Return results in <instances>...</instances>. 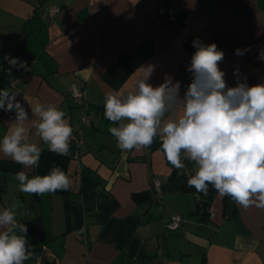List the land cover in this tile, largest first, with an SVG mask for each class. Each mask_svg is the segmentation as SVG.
<instances>
[{"label": "crops", "instance_id": "1", "mask_svg": "<svg viewBox=\"0 0 264 264\" xmlns=\"http://www.w3.org/2000/svg\"><path fill=\"white\" fill-rule=\"evenodd\" d=\"M194 38L225 53L220 68L229 87L237 86V69L249 86L264 83V62L257 59L264 0H0V89L17 93L28 111V142L48 150L31 112L38 105H56L73 128L69 199L21 192L16 173L33 178L36 167L0 154V211L17 203L19 222L41 220V236L27 240L42 264H264V208L243 207L212 185L207 195L198 193L187 184L196 165L184 160V169L174 168L157 138L146 149L121 151L109 132L118 125L105 118L106 96L135 93L141 66L155 65L154 87L166 75L181 81L183 96ZM245 48L244 56L235 55ZM6 54L30 71L7 75ZM74 84L87 90L89 126L80 120ZM14 122V113L0 110V139ZM172 216L182 222L168 232Z\"/></svg>", "mask_w": 264, "mask_h": 264}, {"label": "clouds", "instance_id": "2", "mask_svg": "<svg viewBox=\"0 0 264 264\" xmlns=\"http://www.w3.org/2000/svg\"><path fill=\"white\" fill-rule=\"evenodd\" d=\"M186 71L191 83L181 96L182 82L166 75L159 86L149 83L155 65L137 69L142 78L135 93H110L105 99V118L116 127L109 132L117 139L121 151H140L150 147L157 136L160 150L176 169H184V160L193 162L196 171L187 180L198 193L208 194L212 185L219 196H229L243 207L264 208V83L249 86L247 77L237 69L235 87H229L220 63L225 53L213 43L207 45L194 38ZM249 48L236 49L244 56ZM258 60L264 62V48ZM11 69L30 71L26 61L4 55ZM135 75V74H134ZM17 93L0 89V110L15 114L14 130L0 139V154L25 168L38 167L42 148L29 143L25 122L29 113L18 101ZM39 118L37 133L48 150L68 155L73 128L66 113L56 105L31 108ZM19 190L42 196L68 191L71 181L60 168L50 174L29 178L24 171L16 173ZM13 203L0 211V264H26L35 260L42 264L27 240L28 228L17 219Z\"/></svg>", "mask_w": 264, "mask_h": 264}, {"label": "trees", "instance_id": "3", "mask_svg": "<svg viewBox=\"0 0 264 264\" xmlns=\"http://www.w3.org/2000/svg\"><path fill=\"white\" fill-rule=\"evenodd\" d=\"M157 139H159L157 137ZM69 159L66 156L58 155L54 152H51L47 149H42V154L39 162V166L36 167V171L38 176H45L50 174L51 170L54 167H58L62 169L65 173L67 171ZM72 187L68 191H57L55 194H60L65 196L69 199L70 195L72 194ZM70 201H67L66 209H67V216L69 217L70 212ZM28 228L27 234L29 236H36L39 238L42 234V225L41 220L39 218L25 224Z\"/></svg>", "mask_w": 264, "mask_h": 264}, {"label": "built area", "instance_id": "4", "mask_svg": "<svg viewBox=\"0 0 264 264\" xmlns=\"http://www.w3.org/2000/svg\"><path fill=\"white\" fill-rule=\"evenodd\" d=\"M57 12L56 9L50 10V14L54 15ZM7 75L12 74V69L8 66L5 69ZM72 97L76 106L81 108V122L85 125H90L92 115L88 111V103H87V90L86 88H80L77 85H72ZM161 141L160 137L158 136ZM155 190L160 195L162 194V185L159 180L155 181ZM182 222V218L180 216H172L166 223V229L168 232H175L179 229ZM83 231H80L82 234ZM86 241V238H83Z\"/></svg>", "mask_w": 264, "mask_h": 264}, {"label": "water", "instance_id": "5", "mask_svg": "<svg viewBox=\"0 0 264 264\" xmlns=\"http://www.w3.org/2000/svg\"><path fill=\"white\" fill-rule=\"evenodd\" d=\"M233 211V202L229 203V212L232 214Z\"/></svg>", "mask_w": 264, "mask_h": 264}, {"label": "rangeland", "instance_id": "6", "mask_svg": "<svg viewBox=\"0 0 264 264\" xmlns=\"http://www.w3.org/2000/svg\"><path fill=\"white\" fill-rule=\"evenodd\" d=\"M11 195V197H13V194H10Z\"/></svg>", "mask_w": 264, "mask_h": 264}]
</instances>
